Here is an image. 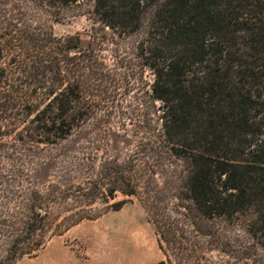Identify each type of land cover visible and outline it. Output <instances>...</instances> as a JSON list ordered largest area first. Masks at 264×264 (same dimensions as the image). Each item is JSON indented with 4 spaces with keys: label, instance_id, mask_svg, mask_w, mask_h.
<instances>
[{
    "label": "trees",
    "instance_id": "trees-1",
    "mask_svg": "<svg viewBox=\"0 0 264 264\" xmlns=\"http://www.w3.org/2000/svg\"><path fill=\"white\" fill-rule=\"evenodd\" d=\"M42 1L59 5L63 19L85 0ZM93 1L91 14L115 41L138 32L149 13L131 65L153 76L157 122L148 125L143 112L137 153L98 169L84 153L60 165L41 161L31 156L39 145L65 141L89 118L105 59L60 39L57 89L37 109L23 97L16 104L0 76V163L18 172L0 181V202L10 198L2 202L10 224L0 264L36 256L54 224L69 229L101 216L100 201L118 211L133 197L154 226L158 264H264V0ZM117 194L125 198L110 204Z\"/></svg>",
    "mask_w": 264,
    "mask_h": 264
},
{
    "label": "rangeland",
    "instance_id": "rangeland-1",
    "mask_svg": "<svg viewBox=\"0 0 264 264\" xmlns=\"http://www.w3.org/2000/svg\"><path fill=\"white\" fill-rule=\"evenodd\" d=\"M93 8L94 1L85 0L66 8V16L59 19L60 8L55 3L0 0L1 85L10 91L16 104H23L22 100L24 104L35 101L36 109L40 108L47 101L44 94L57 89L56 57L60 39L98 42L100 56L108 67L107 78L101 82L104 87H100V92L91 91V102H87L91 106L89 118L65 141L39 145L40 149L31 156L41 161L50 159L54 163L55 160L60 165L61 159L69 160L70 156L84 153L91 156L98 169L106 160L137 153L142 138L139 126L143 123V112L148 125L154 128L157 122L149 87L153 76L148 70L142 72L131 65L135 47L146 37L149 13L138 32L115 41L113 31L97 23L91 14ZM115 43L121 47L118 58L113 52L118 49ZM69 52L76 50L71 48ZM11 173L18 174L17 169L11 162L1 161L0 181L10 178ZM22 195L14 200L19 205V213ZM124 198L117 194L110 204ZM9 199L1 201L0 206L5 207ZM9 207L4 208L0 217L1 255L8 243ZM94 209L101 211V216L94 220H84L69 229L61 224L56 231L55 224L51 226L45 245L36 256H25L17 264H158L162 259L154 226L139 199L131 198L118 211L110 210L102 201ZM55 214L58 223L66 217L64 211Z\"/></svg>",
    "mask_w": 264,
    "mask_h": 264
},
{
    "label": "water",
    "instance_id": "water-1",
    "mask_svg": "<svg viewBox=\"0 0 264 264\" xmlns=\"http://www.w3.org/2000/svg\"><path fill=\"white\" fill-rule=\"evenodd\" d=\"M79 47L82 49H90L94 52H97L100 49V44L98 42L82 41L80 42ZM40 212L44 214L43 210H41Z\"/></svg>",
    "mask_w": 264,
    "mask_h": 264
}]
</instances>
